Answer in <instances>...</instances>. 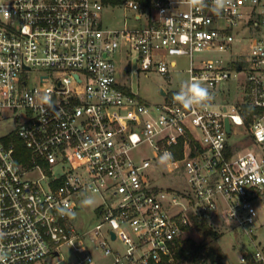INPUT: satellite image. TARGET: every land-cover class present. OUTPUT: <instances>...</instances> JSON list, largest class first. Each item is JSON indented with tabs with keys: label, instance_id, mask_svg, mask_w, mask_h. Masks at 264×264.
I'll return each mask as SVG.
<instances>
[{
	"label": "built area",
	"instance_id": "1",
	"mask_svg": "<svg viewBox=\"0 0 264 264\" xmlns=\"http://www.w3.org/2000/svg\"><path fill=\"white\" fill-rule=\"evenodd\" d=\"M205 3L109 2L138 22L107 27L104 0H0V117L16 115L10 132L33 157L17 162L14 139L0 141V264H50L65 244H80L74 264H162L174 261L175 239L194 216L243 231L253 250L238 264H264L256 232L264 201V0H233L219 15L213 0ZM243 37L249 45L235 52L233 40ZM124 44L139 69L168 78L163 100L149 104L120 81L115 53ZM176 55L188 57L186 67ZM193 78L213 94L206 109L174 100ZM46 93L54 110L42 103ZM247 116L257 149L241 151L230 135ZM144 142L152 155L136 154ZM165 152L168 172L186 178L180 188L159 186L149 171ZM94 194L99 220L79 230L70 213ZM86 245L101 257L81 253Z\"/></svg>",
	"mask_w": 264,
	"mask_h": 264
},
{
	"label": "rangeland",
	"instance_id": "2",
	"mask_svg": "<svg viewBox=\"0 0 264 264\" xmlns=\"http://www.w3.org/2000/svg\"><path fill=\"white\" fill-rule=\"evenodd\" d=\"M101 23L103 26L107 27H118L123 26L125 24V20L128 19L130 23L138 22L133 20L131 17L132 12L130 10H126L121 4H109L106 3L101 11ZM250 13H247L246 18L249 17ZM143 22V21H141ZM235 46V52H239L242 50L244 45H249V37H243L241 40H233ZM128 46L122 45L120 50L115 53V58L117 63L121 66V70L118 71L117 76L120 81L124 82L126 85L132 88V90L140 95L143 100L148 102L149 104H155L164 99L162 93H160V86L169 87L168 78L156 71H145L138 68V61L135 58L136 51L134 50L131 55L127 53ZM130 63V70L127 71L125 69L128 57ZM175 58L179 61V65L181 67H186L188 64V57L186 55H176ZM177 75L173 76L175 79ZM14 116L10 115L6 118L0 117V141L5 142L7 139H13L14 133L10 131L17 127L18 119ZM251 119L246 120V125L234 124V130L230 135V141L236 143L238 145V149L243 151L247 148H255L257 149L256 143L253 142L251 135L249 134L248 127ZM136 154L143 155H152L153 147L149 143H142L136 150ZM152 175H158L157 179H154V182L162 187H177L186 184V178L182 174L178 173H169L167 167L164 164H160L159 166H153L149 169ZM94 203L90 206H83L74 213V220L76 221L79 230H84L89 228V226L94 225L99 220L98 211L95 208V202H97L98 196L91 195ZM83 197L81 201L84 199ZM258 208L260 211V218L258 220V229L257 236L258 240L261 241L262 247L264 248V201L258 203ZM222 235L220 237V243L222 244L224 251L226 253V257L224 261L234 262L235 264L239 263L241 253H245L248 250H253V247L250 245V239L247 234H245L241 230H232L228 227H222ZM191 235L197 239L201 238V233L199 230L193 225H191L183 234V236ZM76 247L77 249H74ZM79 245H71L65 244L62 246L60 256L52 257L48 256V263L52 264L55 260L59 259V263L55 264H74L78 259V249ZM93 250V252L101 257V252L96 250L93 246L86 245L84 250L81 253H85V250ZM260 263V262H257ZM253 264V263H249ZM261 264V263H260Z\"/></svg>",
	"mask_w": 264,
	"mask_h": 264
},
{
	"label": "trees",
	"instance_id": "3",
	"mask_svg": "<svg viewBox=\"0 0 264 264\" xmlns=\"http://www.w3.org/2000/svg\"><path fill=\"white\" fill-rule=\"evenodd\" d=\"M104 1L106 3H117L121 0ZM248 119H250L249 116L246 117V120ZM13 139L16 146L14 154L17 162H21L25 165L31 164L33 162V157L30 149L16 133H14ZM193 224L201 233V238L197 239L191 235L178 236L174 243V261L164 260L162 264H180L181 262L190 264L223 263L226 253L220 243V237L222 235L221 228L206 217L194 216ZM250 263L260 264L254 260H250Z\"/></svg>",
	"mask_w": 264,
	"mask_h": 264
},
{
	"label": "clouds",
	"instance_id": "4",
	"mask_svg": "<svg viewBox=\"0 0 264 264\" xmlns=\"http://www.w3.org/2000/svg\"><path fill=\"white\" fill-rule=\"evenodd\" d=\"M188 3L192 7H206L205 0H188ZM233 0H213L212 11L219 15L224 10L232 6ZM162 12L165 10H161ZM214 99L213 94L210 92L209 88L205 86L201 81L196 78L190 81H185L181 84L180 90L175 94L174 100L179 103L185 109H191L194 106L201 108H208ZM42 103L48 105L54 110V102L51 99L50 94H45L42 97ZM172 159V154L165 152L160 157V163L164 164ZM94 203L92 197L86 196L81 201V206H90ZM64 211V209H62ZM75 215L74 213H70ZM234 214V213H233Z\"/></svg>",
	"mask_w": 264,
	"mask_h": 264
},
{
	"label": "water",
	"instance_id": "5",
	"mask_svg": "<svg viewBox=\"0 0 264 264\" xmlns=\"http://www.w3.org/2000/svg\"><path fill=\"white\" fill-rule=\"evenodd\" d=\"M162 91L165 92V90L163 89V87H162ZM226 125H227L228 132H231V124H230L229 117H226ZM113 235L115 236V234H113ZM56 253H58V252L56 251Z\"/></svg>",
	"mask_w": 264,
	"mask_h": 264
},
{
	"label": "crops",
	"instance_id": "6",
	"mask_svg": "<svg viewBox=\"0 0 264 264\" xmlns=\"http://www.w3.org/2000/svg\"><path fill=\"white\" fill-rule=\"evenodd\" d=\"M261 242V241H260Z\"/></svg>",
	"mask_w": 264,
	"mask_h": 264
}]
</instances>
